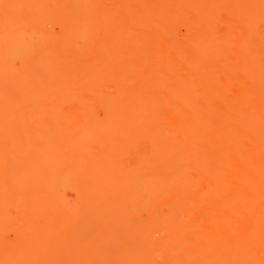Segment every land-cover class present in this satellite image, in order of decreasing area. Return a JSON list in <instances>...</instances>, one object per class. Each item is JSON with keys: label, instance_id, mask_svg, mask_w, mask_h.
Masks as SVG:
<instances>
[{"label": "bare ground", "instance_id": "6f19581e", "mask_svg": "<svg viewBox=\"0 0 264 264\" xmlns=\"http://www.w3.org/2000/svg\"><path fill=\"white\" fill-rule=\"evenodd\" d=\"M10 2L6 6L13 5L10 10L14 11L15 0ZM17 4L34 8L27 6L32 9L31 18L17 25L18 15L7 11L5 4L2 7L14 16L9 17L14 23L1 27L7 28L5 34L9 26L15 30L6 39L13 46L8 52L14 50L19 57L13 52L17 59L6 61L9 73L3 71L9 77L1 74L3 85L11 79L6 85L12 86V93L6 97L8 106L0 105V264H39L42 256L44 264L58 260L70 264L74 239L82 235L79 214L92 223L101 214L100 207L92 208L93 203L116 217L118 208L111 200L118 196L126 198L120 217L91 229L85 239L76 241L81 248L98 241L103 248L114 239L110 233L120 231L136 215L133 221L142 226L136 232L138 239L120 246V257L124 253L127 261L131 256L133 261L138 259L130 260L131 264L150 260L149 264H264V74L258 75L259 69L264 70V34L256 32L257 20L262 17L264 22V0H16ZM211 7L227 14L234 52L226 44H217L214 37L195 38L198 27L191 26V35L184 36L183 15L196 8L202 14ZM41 45L46 46L38 49L39 54L44 51L42 62L23 57L24 48ZM192 83L199 88H191ZM212 86L227 89L215 96L220 106H172L206 96ZM7 90L0 94L5 96ZM232 103L238 105H228ZM54 123L64 126L54 131ZM109 136L113 142H108ZM92 138L98 147L107 140L105 155L100 157L112 163L83 170L77 187L72 173L78 171L80 160L93 155ZM142 138L152 147H190L183 157L198 153L200 162L191 168L146 166L149 160L176 155L151 148L153 159L142 157L143 163L135 161L141 167L130 172L117 154L125 142V147L132 144L131 149L124 147L128 154L137 152ZM56 141L61 145L57 153ZM215 152H223L216 166L202 158ZM184 184L189 188H182ZM71 191L78 197L75 209L72 203L66 206ZM137 195L145 196L144 206L129 203ZM86 203H91L89 209ZM199 205L209 212L207 227L198 219ZM9 208L14 215L8 214ZM61 208L73 211L63 214ZM152 222H157L155 231L164 246L146 239L143 228ZM94 248H87L79 260L103 264L98 255L101 249ZM92 255L99 257L93 260ZM122 260L118 264L130 263Z\"/></svg>", "mask_w": 264, "mask_h": 264}, {"label": "rangeland", "instance_id": "374dc122", "mask_svg": "<svg viewBox=\"0 0 264 264\" xmlns=\"http://www.w3.org/2000/svg\"><path fill=\"white\" fill-rule=\"evenodd\" d=\"M6 1H8L7 3H5ZM11 1V0H10ZM9 0H0V9H2V7H5L8 3H11ZM12 2H14V0H12ZM15 3H16V0H15V2L14 3H12V4H14V11L11 9L10 10V7L12 8L13 7V5H11L10 6V4H9V7L8 6H6V8L8 7L9 9H6L7 11H9V12H11L13 15L15 14V15H18V17L17 16H15V17H17V18H15V20H17L15 23H14V19L12 18V19H10L9 17H14L12 14H9L7 11H6V13H5V8L4 9H2V10H0V12L2 11V12H4L5 14H3L2 12V14L3 15H1L0 16V18L2 19H0V21H2L1 23L2 24H0V28L1 27H7L6 25H8L7 23L9 22V21H11V23H12V21H13V23L14 24H16L17 23V25L18 24H20V23H25V22H28L29 21V17L30 16H32V15H30V11L32 10V9H29L28 10V8H34V7H31L30 5L31 4H26V9H25V6H21V7H23V8H21L20 6H18V4L15 6ZM4 4H5V6H4ZM17 6H18V8L21 10V12H19V14H18V12H17ZM27 6H28V8H27ZM30 6V7H29ZM138 8V1H137V3H136V9ZM264 9V8H263ZM23 10H25V11H23ZM205 12H203L202 14H200V12H199V10H198V8H196V9H193L190 13H186L185 15H183L184 17H183V21H184V23H183V33H184V36H188V35H191L189 32L190 31H188V29L189 28H191V26L192 27H198V30L196 31V33L195 34H193V36L195 37V38H202V39H206V40H209V39H211L212 37H214L216 40V43L217 44H226L225 46H228V50H229V52H234V50H233V48H234V44H233V40L230 38V36H229V27L230 26H227L228 24H227V22L229 21V20H227V14L225 15L224 14V12L222 11V9L220 10V8L219 7H211V8H206L205 10H204ZM14 12V13H13ZM30 12V13H29ZM0 13V14H1ZM33 13V12H32ZM31 13V14H32ZM264 13V12H263ZM262 13V14H263ZM9 15V16H8ZM9 18V19H8ZM31 18V17H30ZM261 18L262 17H260V19H258L257 20V28H256V32L257 33H259V34H264V22H260V20H261ZM263 19H264V16H263ZM259 22H260V24H259ZM10 22H9V24H11ZM254 24H256V23H254ZM2 25V26H1ZM16 25V26H17ZM259 26V27H258ZM253 27V26H252ZM256 27V26H255ZM3 28H1L0 30H1V35L0 36H2V37H0V40H1V44H0V65L2 64H4V66H1L0 67V78H1V76L2 75H5L4 77H7L8 75L7 74H5L3 71H7L8 69H6L5 70V68H6V65L8 64L6 61H8L9 63L12 61L11 60V58L12 59H14L13 57H15L14 55H13V52H14V50H13V52L11 51H9L8 52V50H9V48H11V47H13L12 45H11V47H10V40L7 42L6 41V39L7 38H10L11 39V35L10 34H13V32L15 31V30H11V28H10V26H9V29H8V31H9V33H7V34H5L7 31H6V29H3ZM192 29V28H191ZM2 31H3V33L5 34H3L2 33ZM11 31H13L12 33H11ZM138 32H139V26H138V19H137V21H136V34L138 35ZM10 36V37H9ZM3 38H4V40H3ZM14 37L12 36V39H13ZM15 39V38H14ZM15 41V40H14ZM43 41V40H42ZM11 42H12V40H11ZM44 42H48V41H45L44 40ZM43 42V43H44ZM80 42V39L79 40H77V43H76V45H78L79 47H80V45H81V42ZM15 43V42H14ZM45 44V43H44ZM43 44V45H44ZM43 45H41V46H43ZM46 45V44H45ZM16 46V45H15ZM41 46H33V48H31V49H34L35 51V53L33 52V50L32 51H30L28 48H24V50H26V51H24L25 52V54H24V56L23 57H27L28 59H29V61H32L33 63H38V62H42L43 61V59H44V51H42V50H40V54H39V50L38 49H44L46 46H43L42 48H41ZM77 46V47H78ZM40 47V48H39ZM81 47H83V44H82V46ZM14 48H16V47H14ZM28 49V50H27ZM137 47H136V52H137ZM38 50V51H37ZM8 52V53H7ZM22 52V51H21ZM23 52V53H24ZM32 52V53H31ZM14 54L15 55H17L18 57H19V53H15L14 52ZM22 53H20V55H21ZM8 55V56H7ZM136 55H137V53H136ZM31 56H32V60H30L31 59ZM2 58H3V60H2ZM8 58V59H7ZM16 58V57H15ZM5 59H7V60H5ZM17 59V58H16ZM24 59H26V58H24ZM15 60V59H14ZM13 60V62H14V64H15V62L16 61H14ZM27 60V59H26ZM136 60H137V64H136V68H135V70H137L138 69V55L136 56ZM28 61V60H27ZM28 61V62H29ZM35 61V62H34ZM4 62V63H3ZM31 62V63H32ZM7 63V64H6ZM9 65V64H8ZM3 67V68H2ZM13 67H15V65L13 66ZM81 67H84V66H81ZM100 67H103V66H100ZM121 67V68H120ZM127 67H129V66H127ZM151 67V66H150ZM114 68H117V66H115ZM120 68V69H119ZM141 68V67H140ZM144 68V67H143ZM148 68V67H147ZM10 69H11V67H10ZM13 69V68H12ZM128 69H130V68H128ZM131 69H133L134 70V68H132L131 67ZM149 69H151V68H149ZM117 70H123L122 69V66H118V68H117ZM126 70V69H125ZM8 72V71H7ZM6 72V73H7ZM9 73V72H8ZM11 71H10V74L9 75H11ZM235 73L237 74H239V72H238V70H236L235 71ZM2 74V75H1ZM264 74V70H262V69H259V71H258V75L261 77L262 75ZM7 75V76H6ZM12 76V75H11ZM4 77L3 78H1L0 80V84H2V86L3 87H1V88H4V87H6L7 89H10V91L9 90H7L6 88H4V89H1L0 88V90H4L5 92H6V90H7V93L5 94V96H4V94L2 95V93L0 94V97L2 98V99H0V101H2L3 99H5L3 102H2V104L0 103V105H3V103H5V105L6 106H8V102H6V101H9V99L8 98H6L7 96H10V95H8V93L10 92V93H12L11 91H12V86L11 87H9L8 88V86L9 85H6V84H10L11 82H9V81H6V79L7 78H5V85H3L4 83H2V80L4 79ZM9 77V76H8ZM8 80V79H7ZM71 81V80H70ZM4 82V81H3ZM9 82V83H8ZM71 83H72V81H71ZM67 84H69V82L67 83ZM1 86V85H0ZM191 88H199V86H197V85H195L194 83H192L191 84ZM6 89V90H5ZM226 87H221V86H216V87H214V86H212V87H209V93H208V95H206V96H197V97H194L193 98V101L191 102V103H186V104H182V105H179V104H173L172 106L173 107H177V106H181V107H190V106H192V107H197V108H205L206 106H207V104L208 103H212L215 107L216 106H220L221 105V102L217 99V98H215V96L216 95H218V94H221V93H223V92H226ZM235 90V89H234ZM233 90V91H234ZM4 92V93H5ZM9 93V94H10ZM63 95V94H62ZM58 96V95H57ZM59 98L60 97H58L57 99L59 100ZM57 100V101H58ZM55 103H57V102H55ZM229 106H233V105H235V106H237L238 104L237 103H232V104H228ZM243 105H247V104H243ZM257 105H263V104H257ZM248 106V105H247ZM3 107H5L4 105H3ZM2 106H0V109L1 108H3ZM7 108V107H6ZM8 109V108H7ZM9 110V109H8ZM0 112H1V110H0ZM2 115V114H1ZM6 116H8L9 117V114L8 115H6ZM6 116H4V121H5V118H6ZM7 117V119H8V121L7 122H9V118ZM1 118V120L3 119V117L1 116L0 117ZM3 121V120H2ZM2 121H0L1 122V126H2ZM56 121V120H55ZM61 121H62V119H61ZM6 123V122H5ZM4 123V124H5ZM56 124H58L57 122H55ZM54 123V127H56V129H54V131H56V130H60V128H62L63 126H56V124ZM61 123V122H60ZM65 123V122H64ZM63 123V124H64ZM3 124V125H4ZM7 125V124H6ZM1 129V128H0ZM143 129V128H142ZM141 130V129H140ZM148 131V130H147ZM58 132V131H57ZM139 132V131H138ZM144 132L146 133V131H145V129H144ZM150 132L153 134V132L152 131H148L147 133L148 134H150ZM141 133V132H140ZM142 134V133H141ZM140 134V135H141ZM55 135H57V134H55ZM58 136V135H57ZM135 136H137V135H135ZM142 136V135H141ZM148 136V135H147ZM147 136H145V137H147ZM151 136V135H150ZM138 137H140V136H138ZM138 137H137V139H138ZM144 137V138H145ZM153 137V136H152ZM76 139H73V140H75L74 142H76V144H77V142H78V140H77V137H75ZM112 137L111 136H109L108 137V142L109 141H111V142H113L112 140L113 139H111ZM148 138L150 139L151 137H149L148 136ZM72 139V138H71ZM143 139V138H142ZM77 140V141H76ZM91 140V139H90ZM131 140H133V139H131ZM58 141V140H57ZM56 141V143H58ZM107 141V140H106ZM103 142L101 145V147L99 146L98 147V141H96L94 138H92V142L94 143H96V144H93L92 143V145L90 146L89 144H88V146H90L91 147V149L94 151V152H92L91 151V153L93 154V155H91V157H89V158H86V159H84V160H80L79 161V164H78V171L76 172L75 170L73 171V173H72V183L74 184V183H77V187H78V181L80 180V177H81V175H82V171L83 170H86V169H88V168H95V167H102V166H107V165H109V164H111L112 162L110 161V162H106L105 160H107V159H104V158H101L102 157V155H103V151L105 150H103V148H106V147H104V145L106 146H108V144H107V142ZM134 141V140H133ZM145 141H146V139H145ZM150 141H151V139H150ZM152 141H153V138H152ZM74 142H69L70 144L72 143V145H74ZM132 142V141H131ZM141 142H142V140H141ZM55 143V142H54ZM59 143H61V144H63V142L60 140V142ZM59 143L58 144H55V147H54V150H56L57 149V147H58V150H56L55 151V153H57L58 151H59V149L61 148V145L59 146ZM68 143V144H69ZM87 143H91L90 141L89 142H87ZM126 143V142H125ZM125 143L124 144H122L121 145V147H122V151H121V154L118 152V154L117 155H120V160H121V162H123L124 164H125V169H127V170H130V172H133V171H136L138 168H140L141 167V165L139 164L140 162L141 163H143V161H142V157H144L143 158V160H145V156L146 157H149L148 159H153V154H154V151L153 150H151V148L152 149H162V150H168V151H171L172 152V154H176L175 156H173L172 158H167V159H158V160H152V161H147V162H144V164L147 166H153V167H183V168H191V167H194V166H198V163L200 162V157L202 156L201 154H199L200 156L199 157H197V155L196 154H198V153H193V154H191L192 156L191 157H186V158H184L183 157V154H182V152L184 151V150H186V149H189L190 147H183V146H178V145H173V146H160V147H152V145H151V143H149V141L147 140L145 143H144V139H143V143H141V144H139V147H137V152L136 151H131V155L130 154H128V153H130V152H126L125 151V149H124V147H125ZM137 143H138V141H137ZM153 143V142H152ZM99 144V145H100ZM111 144V143H110ZM127 144H128V141H127ZM130 144V143H129ZM128 144V145H129ZM131 146H132V144H130ZM126 146V147H130V149H131V146ZM138 145V144H137ZM63 146V145H62ZM69 146V145H68ZM71 146V145H70ZM110 146V145H109ZM144 146V147H143ZM64 147V146H63ZM76 147V146H75ZM125 147V148H126ZM65 148H67V147H65ZM73 149H74V147H72ZM101 148V149H100ZM63 149V148H62ZM71 148H69V151H70V153H71V151H72V149L70 150ZM108 149V148H107ZM110 149V148H109ZM117 149V148H116ZM120 149V148H119ZM134 150H136V148L134 147L133 148ZM102 150V151H101ZM121 150V149H120ZM65 151H66V149H65ZM111 151H113V150H110L109 152H111ZM74 152V151H73ZM115 151H113V153H114ZM137 153L136 155H134L135 153ZM60 153V152H59ZM106 153V152H105ZM108 153V152H107ZM134 153V154H133ZM139 153V154H138ZM96 154H98V155H96ZM110 154V153H109ZM128 154V155H127ZM105 155V154H104ZM103 155V156H104ZM107 155V154H106ZM116 155V156H117ZM130 155V156H129ZM138 155V156H137ZM101 156V157H100ZM218 156H223V152H222V154H218V153H213V155L211 156V157H209V158H207L208 157V155H203V157L202 158H205V159H208L209 161V163L211 164V165H213V166H216L219 162H218ZM122 157H124V159L122 158ZM133 157V160L131 159ZM224 157H222V159H223ZM141 159V160H140ZM126 160V162H124ZM127 160H128V162H127ZM133 161V162H132ZM138 161L139 163H136V162ZM202 161H204V160H202ZM206 161V160H205ZM204 161V162H205ZM0 164H1V159H0ZM128 164V165H127ZM209 164V165H210ZM134 165V166H133ZM144 165V166H145ZM135 167V169H133L132 167ZM143 166V165H142ZM120 167V166H119ZM0 169H1V166H0ZM82 169V170H81ZM124 169V170H125ZM133 169V170H132ZM126 170V171H127ZM117 172H119V170L117 171ZM115 173L114 172V176L116 175H118V173ZM125 173V172H124ZM196 173V172H195ZM195 173H191V177L193 178V176L196 178L197 177V175L195 174ZM120 175V174H119ZM113 176V177H114ZM115 176V177H116ZM119 177V176H118ZM117 178V177H116ZM119 178H121V177H119ZM194 178V179H195ZM98 179V178H97ZM100 179V178H99ZM110 179V178H109ZM100 180H102V178L100 179ZM96 182H97V180H95ZM105 181H106V179H105ZM104 181V183H106V182H108V181H106L105 182ZM111 181V180H110ZM99 182V181H98ZM103 181H100V183H102ZM109 183H112V182H109ZM59 187H61L62 188V186H59ZM181 187L183 188H189V186L188 185H181ZM59 191V190H58ZM63 190L62 189H60V192H62ZM70 198H72L71 200H70ZM76 198H78V197H76V195L74 194V193H72V191H71V193H69V197L67 198V201L66 202H69L70 201V203L68 204L67 203V205H66V203H65V205L66 206H68V205H71V203H72V205H73V208L72 209H75V206L77 205V203H78V201L76 200ZM113 199H114V201L113 200H111L112 201V206L114 207V208H118V212L116 213L117 214V216L119 215L118 213H120L119 211V208L120 207H122V205H123V203L125 202L124 201V199H126L125 197H123V196H118V197H112ZM132 199L130 200H128V201H130L129 203H132V204H135V205H138V206H144V204H141V203H143L144 201L143 200H145V196L144 195H137V196H132L131 197ZM159 198V197H158ZM128 199V198H127ZM156 199V198H155ZM134 200V201H133ZM159 199H157V201H158ZM124 201V202H123ZM127 201V200H126ZM127 201V202H128ZM156 201V200H155ZM93 202V201H92ZM91 202V203H92ZM75 203H76V205H75ZM91 203H86L85 205H87L88 207V209H89V207H91ZM145 203V202H144ZM111 204V203H110ZM132 204H130V206H133ZM78 205H80V203L78 204ZM118 205H120L119 207H117ZM78 207V206H77ZM83 207V206H82ZM97 207H100V212L99 213H101V214H99V215H96L95 216V218H93V220H92V223L91 222H86L88 219L86 218V216L85 217H83L82 216V214L80 213L79 214V218H80V221H83L82 223H80V229L82 230V235L80 236V235H78L75 239H74V247L75 248H73V252H74V254L70 257L71 259H72V261L70 262V264L72 263H74V264H84V262H82V258H81V256H82V254L84 255V253H86L85 251H86V249L88 248V249H90V248H100L101 249V251H100V253H98V255H100V256H102L103 258L101 259V262L103 261V264H105V263H107V264H118V262L120 261V258H122L123 260H126L127 258L126 257H124V253H122L123 255L120 257V255H121V250L122 249H120V246L122 245V244H124V243H129L130 245L136 240V239H138V236H137V234H136V232L142 227L141 226V224L139 223V221H133L134 220V218L136 217V215L135 216H132L130 219H128L127 220V222L125 223V225L123 226V227H121L120 229V231H118V232H112V233H110V234H113V237H114V239H110V241H109V243L108 244H106V245H104V247L102 248V245L100 246V244H98V242H96V243H92L91 245L90 244H86V246H84V247H87V248H85L84 250H82L83 251V253L81 254V255H79L78 254V252L77 251H79L80 249H83L84 247H82L81 248V246H79L78 245V242H77V244H76V241H78L79 239H80V242H81V240L84 238H86L87 237V235H88V232L91 230V229H94L95 227H98V226H108V224L112 221V219H114V218H117V216L116 217H114L113 215H112V213L111 212H108V213H105L104 214V212H103V210H102V208H101V206H98V205H94L93 206V203H92V208H97ZM110 207H111V205H110ZM110 207H108L109 208V210H110ZM134 207V206H133ZM69 208V207H68ZM68 208H61L60 209V211L62 212H65V213H63V214H66V211H70V212H72L73 210H68ZM81 208H76V210H80ZM121 209H123V208H121ZM113 209H111V211H112ZM115 210V209H114ZM8 214L9 215H14L15 214V210L13 209V208H9L8 209ZM86 211V210H85ZM134 211V210H133ZM114 212V211H113ZM123 212H124V209H123ZM83 213H84V211H83ZM128 213V212H127ZM136 213V212H135ZM67 214H69V213H67ZM86 214V213H85ZM114 214V213H113ZM134 214V213H133ZM88 216H90V214H87ZM92 215V214H91ZM131 215V214H130ZM197 215H198V219H199V221H201V222H203V224L207 227V225L209 224V212H207L203 207H202V205H199V207L197 208ZM128 216V215H127ZM139 216V215H138ZM118 217H120V215L118 216ZM78 218V219H79ZM128 217H126V219H127ZM119 219V218H118ZM122 219H124L123 217H122ZM140 219V218H139ZM1 221V220H0ZM89 221V220H88ZM112 223V222H111ZM0 227L2 226V222H0ZM157 225V222H152V223H149V224H147L144 228H143V230H144V234H145V237H146V239L147 240H149L150 242H152V243H154V244H156V245H158V246H160V245H162V246H164V240L162 239V236H161V234L160 233H158L157 231H155V226ZM1 229V228H0ZM104 230H105V228H104ZM110 231H111V229H109ZM0 235H1V232H0ZM112 238V237H111ZM1 239V238H0ZM1 242V241H0ZM79 242V243H80ZM105 243V242H104ZM140 243V242H139ZM102 244V243H101ZM1 245V244H0ZM148 245V244H147ZM170 246V245H169ZM150 247V246H149ZM171 247V246H170ZM94 248V249H95ZM140 248V247H139ZM78 249V250H77ZM150 250V249H149ZM153 250V249H152ZM151 250V251H152ZM96 251V250H95ZM94 251V252H95ZM46 252L48 253V254H52L51 252H50V250L49 249H47L46 250ZM38 253V252H37ZM40 253V252H39ZM45 253V252H44ZM43 253V254H44ZM143 253V252H142ZM93 254V253H92ZM95 254H96V252H95ZM94 254V255H95ZM141 254V253H140ZM144 254H145V252H144ZM37 255H39V254H37ZM37 255H34V256H37ZM62 255V254H61ZM70 255V254H69ZM88 255H90V254H88L87 253V255L86 256H88ZM138 255V254H137ZM149 255V254H148ZM152 255V254H151ZM33 256V257H34ZM42 256V255H41ZM144 256V255H143ZM142 256V257H143ZM147 256V255H146ZM153 256V255H152ZM46 257H50V256H46ZM51 257H52V255H51ZM54 258H55V256H53ZM58 257V256H57ZM57 257H56V259H57ZM66 257H68V256H65L64 255V258H62L63 260H65V259H67ZM79 257L81 258L80 260H81V262H80V260H79ZM84 257H85V255H84ZM90 257V256H89ZM92 257H93V260H95L94 258H98L97 257V255L96 256H93L92 255ZM132 257V256H131ZM130 257V259H128V261L127 262H129L130 260H132V259H134V258H131ZM138 257V256H137ZM145 257V256H144ZM105 258V259H104ZM129 258V257H128ZM139 258V257H138ZM152 258V257H151ZM39 259L41 260L40 262H39V264H44L45 263V258L42 256V257H39ZM76 259H78V260H76ZM84 259V258H83ZM86 259V258H85ZM92 259V258H91ZM145 259V258H144ZM28 260V259H27ZM26 260V261H27ZM33 260V259H32ZM37 260V259H36ZM47 260V259H46ZM63 260H61V262L62 263H66L65 261H63ZM99 260H100V258H99ZM122 260V261H123ZM136 261L138 260V259H135ZM134 260V261H135ZM159 260V259H158ZM57 261V260H56ZM76 261V262H75ZM133 261V260H132ZM132 261H130V263L129 264H131V262ZM133 261V262H134ZM151 261V260H150ZM149 261V263H151ZM86 262V261H85ZM91 262H93V261H91ZM90 262V263H91ZM96 262V261H95ZM98 262V261H97ZM105 262V263H104ZM139 262V261H138ZM138 262H136V264L138 263ZM35 263V262H34ZM51 263V262H50ZM57 264H60V262H59V260L56 262ZM69 263V262H68ZM147 263V262H146ZM148 263V264H149ZM30 264V263H29ZM36 264V263H35ZM52 264H55V262L53 261V263ZM67 264V263H66ZM86 264V263H85ZM87 264H89V263H87ZM96 264V263H95ZM97 264H100V263H97ZM120 264H123V263H120ZM126 264V263H125ZM140 264V263H139ZM141 264H143V263H141Z\"/></svg>", "mask_w": 264, "mask_h": 264}]
</instances>
